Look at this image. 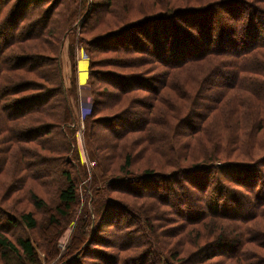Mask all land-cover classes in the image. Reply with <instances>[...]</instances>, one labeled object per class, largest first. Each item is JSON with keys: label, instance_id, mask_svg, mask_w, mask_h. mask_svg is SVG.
<instances>
[{"label": "trees", "instance_id": "obj_1", "mask_svg": "<svg viewBox=\"0 0 264 264\" xmlns=\"http://www.w3.org/2000/svg\"><path fill=\"white\" fill-rule=\"evenodd\" d=\"M237 5L241 7L237 13L245 12L244 17L234 14ZM232 18L235 21L229 20ZM240 18L243 21L238 24ZM100 24L113 26L88 36ZM69 33L74 37L67 45L72 72L77 48H84L89 58L92 103L83 119L84 139L97 150L99 158L101 153L103 158L122 153L121 171L127 173L108 178L102 162L100 175L92 179L93 196L84 210V221L80 219L71 234L61 264H80L86 257L90 262L93 256L101 264H187L216 255L223 256L219 264L228 260L264 264L245 249L247 243L258 244L251 242L256 240L254 233H246L259 210L264 212V149L257 154L264 142L259 138L254 141V134L252 139L248 132L244 134L239 119L233 133L220 131V138L225 140L222 143L214 138V128H209L216 111L226 103L233 108L249 103L243 109V114L248 112L253 117L247 118L246 113L249 131L264 130V0H0V183L10 167L6 168L8 153L22 157L19 162L24 168L13 175L16 183L0 189L3 204L7 202L4 207L0 204V262L41 264L37 250L45 261L58 254L60 219L75 212V178L83 180L88 172L72 148L78 118L76 97L69 96L77 93V85L71 76L67 88L62 75L60 52ZM37 40L43 43L35 46ZM165 101L174 107L164 106ZM222 122L213 126L228 129L229 125ZM107 134L109 137L100 141V136ZM60 140L62 146L54 150L53 144ZM202 140H214L215 147L210 145L209 156L201 160ZM236 148L235 158L222 159ZM41 151L55 156L43 157ZM192 152L195 160L187 164ZM24 154L36 158L32 163L35 170L30 172L34 179L49 185L55 181L50 192L56 206L43 227L51 229L42 228L46 242L42 250L29 236L12 240L6 235L5 226L14 224L16 218L28 230L41 231L34 212L25 208V197L12 194L22 188L26 167H31V162L23 160ZM137 157H143L153 168L128 174L132 169L128 166ZM150 159H157L162 166L155 168ZM259 177L262 179L257 185ZM151 182H157L154 188ZM184 191L190 195L185 197ZM112 192L130 197L127 201L107 197ZM221 193L225 197L222 201ZM26 194V202L34 209H48L32 188ZM136 199L143 201L138 205ZM13 201L17 211L11 207ZM248 202H253L252 206H246ZM21 203L23 206L18 205ZM155 203L180 217L177 231H167L168 238L175 241L184 224L216 220L214 235L204 238L207 241L195 250L197 257L176 263L168 250L157 246L152 220L161 217L147 215L142 209L154 212ZM88 210L97 211L93 220ZM103 222L112 226L111 237L97 233ZM193 230L195 239L200 237L199 229ZM129 236L136 241L145 238L140 240L144 249L133 252L129 259L91 246L103 247L109 241L118 250L121 246L133 250L136 241H130ZM259 243L264 247V241ZM183 252L178 249L172 255Z\"/></svg>", "mask_w": 264, "mask_h": 264}, {"label": "rangeland", "instance_id": "obj_2", "mask_svg": "<svg viewBox=\"0 0 264 264\" xmlns=\"http://www.w3.org/2000/svg\"><path fill=\"white\" fill-rule=\"evenodd\" d=\"M250 1L252 2V0H250ZM260 1H263V0H260ZM253 2L255 3L256 1H253ZM259 3L262 4L263 2H259ZM240 8L241 7L237 5L234 14L235 15L242 14V17H244L245 12H238L237 13V11ZM229 20L231 22L235 21L234 18L229 19ZM241 21H243L242 18L238 19V21H237L238 24ZM253 21H255V18ZM117 24H119V22H117L114 25L116 26ZM112 26H113V24H100V26L97 27L96 30L90 31L88 33V36L92 35L94 32L95 33L99 32V31L100 32H103V31L106 32L107 30L111 29ZM261 27H262V24H261ZM255 31H256V29L254 30V32ZM59 35H61V34H59ZM59 35H58V37H59ZM72 41H74V37H73L72 33H69L67 36H65L64 42L62 43L61 52H60V60H61L62 75H63L64 81H65V86L67 88L69 87V85L71 83L69 81V79L71 76L75 79V84L77 85V93L75 95L69 96L71 98L76 97L74 103L76 105L75 106V112L77 115L76 117L78 118L77 124H76V129L74 132V139H75L76 145H75V147H72V148H75V152L77 153V155L79 157L78 158L79 162L86 164L88 172H87V175L83 176L84 177L83 180L77 176L75 178L76 184H77L76 188H77V193H78V204L73 209V210H75V212L69 213V215L64 220L60 219L61 220V222H60L61 226H60V229L57 230L58 231V234H57L58 239L56 241V244H57L56 246L58 248V254H56L54 257H52L51 260L45 261L44 260V254L40 250H37L41 264H61V262L63 260V255L66 252L65 248H67L66 246L68 244V240H69L71 234L78 228L80 219H81V221H84V219L82 218V217L86 216L84 213V210L88 209L86 207H89V205H90V200H89L90 196L91 195L93 196V190H92L91 186H93L94 184L92 183V179L95 176L100 175V172L103 169V167L101 165L102 162L104 163V166L107 170V177L110 175H116L117 173L119 175H123L124 173H127V172H124V170L121 171V166L123 165L122 164L123 159H121V158H123L122 153L119 154L118 156L108 155L104 158H103V154L101 153L102 158H99V156H97V150L95 148H93L92 146H90L88 144V142L86 141V139H84L85 137H84L83 119L89 113L88 107L92 103V95H91L90 87L88 85L89 58H88L87 53L85 52L84 48H77V50H75V70L72 72L71 61L69 60V56L67 53V45H68V43H70ZM36 42H37V44H35V46L36 45L38 46L39 43H43L42 41H39V40H37ZM25 49L30 50V48H25ZM250 59L248 62H250ZM80 62H81V64H80ZM79 64H80V68L78 69L77 65H79ZM236 91H239V90H236ZM167 94L168 93L165 94V92H164V95H167ZM170 94L172 97H174V94L172 91L170 92ZM231 95H233V91H231ZM226 104L224 105V107H220L219 110L216 111V113L214 114L213 118L210 120L209 128H212V127L214 128V130H215V131H213L214 132V138L217 140V142H219V143L225 142V140H222L220 138V134H222V132H223V134L225 135L228 133V131L233 133L234 130H232V127H233V129H236L239 126V124L237 122L238 119L240 120V125L242 128V131H244V134L248 132L247 136H249L251 139H252L253 134H254V139H253L254 141L256 140L255 138H259V140L261 142H264V130L258 128L255 132H252V131H249V129H248V122L246 119V113H248V112H246V110H244V112H246V113L243 114V109H246L249 106V103L241 104L240 106L234 105V108L231 104H229V105L228 104L226 105ZM163 105L169 106V108L174 107L172 104H169L166 101L163 103ZM105 113L108 114L107 112H104V114ZM214 118L217 119V122L216 121L212 122ZM219 118H221V121H218ZM247 118H251V113H248ZM222 120L225 122L224 124L229 125L228 129L220 130L219 126L217 128H215L213 126L214 124L223 123ZM117 124L118 123H115V125H117ZM220 131H222V132H220ZM136 135L137 134H134V137ZM107 137H109V134H107L106 137H105V135L102 137L100 136V141L106 140ZM128 140L123 142L124 147L127 146ZM212 141H214V140H212ZM212 141H209V142L205 141V140L200 141V143H204V149L199 151V154L197 153L198 155H200L201 160L205 159L207 156H209L208 153H210L211 150H208V147L210 145L214 146V144H212ZM232 145H233L232 143H229V148H231ZM61 146L62 145H61V140H60L58 143H54L52 148L54 150H56V149L60 148ZM263 149L264 148H261L257 152V154L258 155L261 154ZM237 150H238V148L234 149L235 152L231 153L229 155V157L226 156V154H224L222 159L228 160L230 158H235L234 154L236 153ZM72 151L73 150L71 149V152ZM20 153L22 154V151H20ZM40 153L43 154V155L40 154L43 157L55 156V155L44 153L42 151ZM104 153H107V152L105 151ZM0 156H1V154H0ZM7 156H8V162H7L6 168L9 166L10 167L8 169H5V171L3 172L4 174L1 176L2 182L0 183V189L3 191H4V188H6L5 186L7 183H16V180L13 178V175H15V173L18 174L19 172L24 171V168L21 166V163L19 162L22 159V157H20L18 154L16 157H12V155L9 156V153L7 154ZM119 156H120V158H119ZM147 156L148 155L146 153V158H147ZM194 157L195 156H194L193 152L190 153L187 164H189V162H190V164H191V162H194V160H195ZM47 158H49V157H47ZM142 158L143 157H139V158L137 157L136 161H134L133 164L128 166L129 169L132 168L131 172H128V174H130V173L131 174L142 173L141 170H143V167H147V169L153 168V167L148 166L147 163L145 162V160H142ZM156 158L158 159V157H156ZM236 158H241V157L237 156ZM35 159L36 158L34 156H32V157H29L26 155L24 156L23 160L26 162H31V167H30V169H28V167H26L27 175L24 176V181L22 182L23 183L22 188H19V190L14 191L12 194H13V196L21 194L25 197V202H24V203H26L25 208L28 210H32L34 212L36 218L40 222L41 231L39 232L37 230H28L27 228H25L21 224H19V221L17 220V218L15 219L14 224H11V225L7 224L5 226V229L8 230L6 235L8 237H10L12 240H15L17 237H23L24 238V237L29 236L33 239V241L37 242V244H38V246L36 245L37 249L40 248L42 250V247H44L46 244V242L43 240L45 235L42 233L43 232L42 228L45 225H47L46 219L49 217L50 214H53V212L55 210V206H56V204H55L56 198H55V196H53V193L50 192V190H53V184L52 183H55V181L52 180L50 182V185H49L48 182L42 183V182H40V180H38L37 178L34 179L30 175V172L35 170L33 165H32V163ZM157 159L156 160L150 159L149 164L154 166L155 168L162 166L160 163H158L160 161H157ZM152 163H155V164H152ZM260 164H263V162ZM263 166H264V164H263ZM41 167H43V166H41ZM218 175H220V178L223 179L221 174H218ZM104 179L105 178H101L102 181ZM261 179H262V177H259V179L257 180V182H258L257 185H259V182L261 181ZM156 183L157 182H151L150 187L154 188ZM101 184H102V182H100L98 185H101ZM232 186L239 189L234 184H232ZM28 188H32L36 193H38L39 197L43 198L46 201L48 209H45L43 211H38V210L34 209V206L31 203L29 204L26 202V197L28 196L26 194V191H28ZM29 190H31V189H29ZM159 190L161 191L162 189L159 188ZM239 190H241V189H239ZM186 194L190 195V193L188 191H184L185 197H187ZM221 194L222 195H220V197H221L220 200L222 201L225 197H224L223 193H221ZM169 195L171 198H174V194L171 193ZM2 197H3L2 192H0V204H1V206L4 207V204H6L7 202H5L3 204ZM107 197H114L120 201H124V200L127 201V199L130 196L126 195V193L112 192V193H109L107 195ZM135 201L137 202L136 204L140 205L142 203L143 199L142 200L136 199ZM197 201H199V200H197ZM245 204H246V206H252L253 202H248ZM15 205H16V203L13 201L11 207H14V210H16ZM18 205L23 206V203L18 204ZM19 206H18V208H19ZM142 209H143L144 213H146L147 215L151 216V214H154V215L159 214V216L161 217L160 220H152V223L155 225V231L153 233L154 234L153 237L155 239L157 246L164 252H166L168 250V254L170 255V257L172 256L174 259H176V260H173V258H172V261H175L176 263L179 262L178 259H188L189 260V259H191L192 255H194V257H197L195 255V253H196L195 250H197L199 248V246L204 243V241H207L204 238L214 235V231L216 228V220L209 219L206 221H204V220L199 221L197 223L184 224V226H182V228H181V231L178 233V235H179L178 240L175 241L174 238H172V237L168 238L169 237L168 233H170L171 231L172 232L177 231V228H175L176 225H179L180 223H182L179 216H177L173 212H172L173 214L170 213L169 209L163 207V205H160L158 203L156 204L154 212L151 211V208L148 210H145L144 207H142ZM166 209L168 211L166 213L165 212L163 213V211H165ZM16 211H13V214L14 213L17 214ZM259 211H260L259 215L256 218H254V220L250 224L249 228H247L248 232L246 233V235H248V236H251V234L254 233V236H256L255 237L256 240L251 241V242H258V244L247 243L245 245V249H246V253L249 252L252 254V256H254L253 259H263V262H264V249H263L264 247H262V245L259 243V242L262 243L264 241V212H262L261 210H259ZM9 213H10V211H9ZM96 213H97L96 210L95 211H93V210L87 211V214L92 217V220H93V216L94 217L96 216ZM213 221H215V224H213ZM50 227H52V226H50ZM50 227L43 228V229H46V230L49 229L50 230L51 229ZM195 227L197 229H199L200 237H198L197 239H195V236H193V234H192V231H194L193 229H195ZM225 227L227 228V230H229L230 225L226 224ZM98 228L99 229H97V233H100L101 235H103V237H105V236L111 237V235L114 234L112 232V226H107L104 224V222L101 223ZM164 230H166V231L162 232ZM169 230H170V232H167ZM162 234L166 235L167 238L166 237L164 238L162 236ZM187 235H189V236H187ZM128 239H130V241H133V243L136 241L135 237H133V236H129ZM143 239H145V238H142V239H139L138 241H136V245H134L131 248L133 250H128L124 246H121L122 250H118L117 248H113L112 246H110L109 241L103 247H100L99 245H95L94 243L91 246L94 247V249H98L99 251L100 250H104V251L107 250V251H110L111 254H113V255L115 254V256H116V254H118L117 256H119L121 258L129 259V258L134 256L132 254L133 252L138 253L140 250L144 249L145 245L143 244L142 241H140ZM109 240H111V239H109ZM180 243L183 244L184 247L181 246ZM172 247H173V249L170 252L169 249H171ZM178 249L181 252H183V251H185V252H183L182 254L177 253L178 255L176 254L174 257L172 254H174V252H176ZM187 252H190V253L187 254ZM217 253H219V252H217ZM96 258L98 259V257L93 256V258H92L93 261L87 262V260H89V258L86 257L85 261L82 260L83 262H80V264H101L100 262H98L96 260ZM222 260H223L222 255H216L213 257H209L208 259H205L199 263H196V261H193V260H189V261H191V263L187 262V264H189V263L190 264H219ZM99 261H101V260L99 259ZM235 261L236 260H228L225 264H237ZM71 263H72V261H70L69 264H71ZM0 264H2V263L0 262ZM63 264H66V262H64Z\"/></svg>", "mask_w": 264, "mask_h": 264}, {"label": "crops", "instance_id": "obj_3", "mask_svg": "<svg viewBox=\"0 0 264 264\" xmlns=\"http://www.w3.org/2000/svg\"><path fill=\"white\" fill-rule=\"evenodd\" d=\"M80 64H81V62H80ZM80 64L79 65H77V68L79 69L80 68ZM84 67V66H83Z\"/></svg>", "mask_w": 264, "mask_h": 264}, {"label": "built area", "instance_id": "obj_4", "mask_svg": "<svg viewBox=\"0 0 264 264\" xmlns=\"http://www.w3.org/2000/svg\"><path fill=\"white\" fill-rule=\"evenodd\" d=\"M90 106L88 107V110H89Z\"/></svg>", "mask_w": 264, "mask_h": 264}]
</instances>
